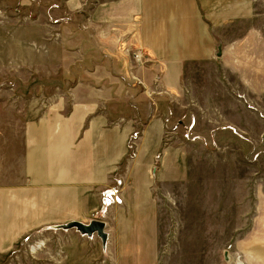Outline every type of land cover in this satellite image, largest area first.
Wrapping results in <instances>:
<instances>
[{
	"label": "crops",
	"instance_id": "1",
	"mask_svg": "<svg viewBox=\"0 0 264 264\" xmlns=\"http://www.w3.org/2000/svg\"><path fill=\"white\" fill-rule=\"evenodd\" d=\"M96 1L39 12L72 15L60 29L74 39L56 43L74 50L64 64L80 70L52 105L0 118V191L10 193L0 192V208L26 225L33 210L62 229L100 223L115 264H140L141 255L155 253L159 192L186 177L168 125L221 111L214 97L244 96L253 105L264 98V0ZM12 191L20 195L15 202ZM112 191L121 201L105 206Z\"/></svg>",
	"mask_w": 264,
	"mask_h": 264
},
{
	"label": "rangeland",
	"instance_id": "2",
	"mask_svg": "<svg viewBox=\"0 0 264 264\" xmlns=\"http://www.w3.org/2000/svg\"><path fill=\"white\" fill-rule=\"evenodd\" d=\"M67 2L0 0L2 121L11 113L23 116L32 105L36 109L52 105L60 98L59 89L76 83L72 73L80 67L64 64L65 54L73 56L74 50L56 43L74 39L60 29L72 23V15L39 14L69 12ZM260 2L258 11L264 12ZM211 87L215 89V83ZM212 101L221 111L188 113V122L183 115L167 127L182 146L186 177L166 187L168 192H159L156 240L150 242L155 253L141 255L140 264H264V98L255 105L244 96ZM1 187L2 194L8 192ZM110 193L121 201L112 191L102 198L105 206ZM12 194L10 201L15 202L20 195ZM0 210L6 215L0 214V264H115L107 237L97 232L87 235L76 228L62 229L60 223L43 224L35 210L31 225L20 224L9 219L8 208ZM14 215L21 219L24 210L13 208ZM91 219L99 222L102 217Z\"/></svg>",
	"mask_w": 264,
	"mask_h": 264
},
{
	"label": "water",
	"instance_id": "3",
	"mask_svg": "<svg viewBox=\"0 0 264 264\" xmlns=\"http://www.w3.org/2000/svg\"><path fill=\"white\" fill-rule=\"evenodd\" d=\"M71 228H76L80 232L87 234V235L97 232L98 235L102 236L104 239L106 238V236L103 234V225L100 223H94L90 226H84L80 224H71L69 226L64 227V229H71Z\"/></svg>",
	"mask_w": 264,
	"mask_h": 264
},
{
	"label": "built area",
	"instance_id": "4",
	"mask_svg": "<svg viewBox=\"0 0 264 264\" xmlns=\"http://www.w3.org/2000/svg\"><path fill=\"white\" fill-rule=\"evenodd\" d=\"M106 205H112L113 203L120 202V198H117L115 193L107 194L104 198Z\"/></svg>",
	"mask_w": 264,
	"mask_h": 264
}]
</instances>
